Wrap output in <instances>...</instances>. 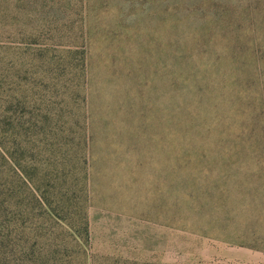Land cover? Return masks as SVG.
Listing matches in <instances>:
<instances>
[{
    "label": "rangeland",
    "instance_id": "obj_1",
    "mask_svg": "<svg viewBox=\"0 0 264 264\" xmlns=\"http://www.w3.org/2000/svg\"><path fill=\"white\" fill-rule=\"evenodd\" d=\"M0 89L88 220L25 264H264V0H0Z\"/></svg>",
    "mask_w": 264,
    "mask_h": 264
},
{
    "label": "trees",
    "instance_id": "obj_2",
    "mask_svg": "<svg viewBox=\"0 0 264 264\" xmlns=\"http://www.w3.org/2000/svg\"><path fill=\"white\" fill-rule=\"evenodd\" d=\"M6 80L4 87L1 86L4 92L8 91ZM22 94L15 99H0V220L6 223L3 232H0V264H25L30 255L35 261L47 263L71 248L69 236L74 241L75 230L81 229L89 235L86 215L81 216L78 211V177L69 178L66 169L60 167L64 158L57 160V155H53L47 160L42 159L45 145L38 140L50 137L51 132L48 134L44 130L49 116L41 113L27 116L28 96L24 91ZM30 138L38 142L36 151L29 156L31 160H36L33 170L29 169L31 171L25 164ZM53 138L58 141V135ZM52 145L46 146L54 150ZM46 163L48 167L45 168ZM26 203L33 210L38 207L43 220L36 226L31 241L26 229L9 225L10 218L17 216L21 223L25 221V214L12 205L25 206ZM62 220L68 222L66 228L58 224Z\"/></svg>",
    "mask_w": 264,
    "mask_h": 264
}]
</instances>
